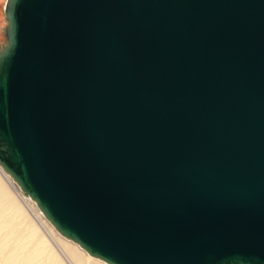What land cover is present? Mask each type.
<instances>
[{"label":"water","instance_id":"95a60500","mask_svg":"<svg viewBox=\"0 0 264 264\" xmlns=\"http://www.w3.org/2000/svg\"><path fill=\"white\" fill-rule=\"evenodd\" d=\"M0 163L111 264H264V0H10Z\"/></svg>","mask_w":264,"mask_h":264},{"label":"bare ground","instance_id":"6f19581e","mask_svg":"<svg viewBox=\"0 0 264 264\" xmlns=\"http://www.w3.org/2000/svg\"><path fill=\"white\" fill-rule=\"evenodd\" d=\"M9 3L10 0H0L5 22L0 27L3 32L0 52L8 44ZM0 264L111 263L91 255L78 242L62 234L0 163Z\"/></svg>","mask_w":264,"mask_h":264},{"label":"rangeland","instance_id":"374dc122","mask_svg":"<svg viewBox=\"0 0 264 264\" xmlns=\"http://www.w3.org/2000/svg\"><path fill=\"white\" fill-rule=\"evenodd\" d=\"M0 27H3L4 25H5V22H4V18H3V15H2V12L0 11ZM2 30H1V28H0V39H2L3 38V35H2ZM32 217V216H31ZM36 222V221H35ZM36 224H37V222H36ZM69 241H71V240H69ZM72 242V241H71Z\"/></svg>","mask_w":264,"mask_h":264}]
</instances>
